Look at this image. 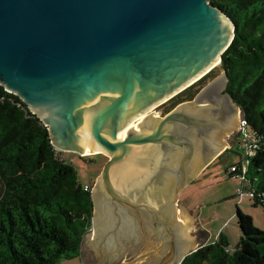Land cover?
I'll use <instances>...</instances> for the list:
<instances>
[{"label": "water", "instance_id": "obj_1", "mask_svg": "<svg viewBox=\"0 0 264 264\" xmlns=\"http://www.w3.org/2000/svg\"><path fill=\"white\" fill-rule=\"evenodd\" d=\"M235 29L212 0H0V84L57 150L108 157L81 244L96 264H181L197 249L178 195L233 145L242 110L226 71L155 109L219 66Z\"/></svg>", "mask_w": 264, "mask_h": 264}, {"label": "trees", "instance_id": "obj_2", "mask_svg": "<svg viewBox=\"0 0 264 264\" xmlns=\"http://www.w3.org/2000/svg\"><path fill=\"white\" fill-rule=\"evenodd\" d=\"M212 3L233 19V42L219 66L158 108L165 115L193 100L208 82L226 71L227 92L240 106L257 146L245 182L255 204L264 207V0ZM66 155L105 156L57 150L42 121L0 84V264H61L62 259L82 255L83 237L92 226L91 189L96 178L82 182L72 158ZM247 234L232 252L221 232L181 264H264V231Z\"/></svg>", "mask_w": 264, "mask_h": 264}, {"label": "rangeland", "instance_id": "obj_3", "mask_svg": "<svg viewBox=\"0 0 264 264\" xmlns=\"http://www.w3.org/2000/svg\"><path fill=\"white\" fill-rule=\"evenodd\" d=\"M159 110L157 108L155 112ZM234 136L236 139L226 153L209 163L180 193V200L191 210L198 212L199 231L206 232L205 244L214 242L223 232L232 252L237 249L241 237L248 235L245 227L255 226L264 231V207L256 205L255 199L250 197L251 187L247 181L231 175L233 164L247 165L250 137L244 132H236ZM69 157L72 158L71 163L77 169L82 182L94 180L107 162L102 155L86 159L77 155ZM199 231L195 229L196 236L201 240L202 234ZM60 263L96 264V261L84 245L82 255L62 259Z\"/></svg>", "mask_w": 264, "mask_h": 264}, {"label": "built area", "instance_id": "obj_4", "mask_svg": "<svg viewBox=\"0 0 264 264\" xmlns=\"http://www.w3.org/2000/svg\"><path fill=\"white\" fill-rule=\"evenodd\" d=\"M244 132L248 137H250V142H248V156H247V165H241V164H237L235 166H231V171L232 174H235L238 179H241L242 181H245V175L248 172V163L249 160L251 158V156L254 154V149L257 147L254 142H252V140H254V137L250 134V129L246 127V121L244 119H242L241 121V127L239 129V134ZM85 189L88 190L90 189V185L89 184H85ZM249 194L250 197L253 196V192L249 190Z\"/></svg>", "mask_w": 264, "mask_h": 264}, {"label": "crops", "instance_id": "obj_5", "mask_svg": "<svg viewBox=\"0 0 264 264\" xmlns=\"http://www.w3.org/2000/svg\"><path fill=\"white\" fill-rule=\"evenodd\" d=\"M180 193H179L178 199H177L178 200L177 201V205H176L177 206V210L179 209L178 202H180L184 206V208L188 211V213L194 217V219H195L194 229L197 228V230L199 231L200 223L198 221V212H197V210H191L183 201L180 200ZM176 216H177V219H181L180 214H179V210L176 212ZM248 227H245L247 233H248V231H250L251 233L255 234V233L261 231V230L257 229L255 226H251V229L247 230ZM199 232L202 234V238H201V240H199L198 237L196 236L197 248L200 247L201 245L205 244V240H206L204 238V236L206 235V232L205 231H201V230Z\"/></svg>", "mask_w": 264, "mask_h": 264}, {"label": "bare ground", "instance_id": "obj_6", "mask_svg": "<svg viewBox=\"0 0 264 264\" xmlns=\"http://www.w3.org/2000/svg\"><path fill=\"white\" fill-rule=\"evenodd\" d=\"M200 77V76H199ZM198 77V78H199ZM149 114V110H147V111H145L144 113H142V114H140L139 116H137V117H135L134 119H132L131 121H130V123H131V128H137V121H141V120H143L147 115ZM96 151H94V152H89V153H84V154H86V155H89V154H94ZM178 211V210H177ZM180 220V219H179Z\"/></svg>", "mask_w": 264, "mask_h": 264}, {"label": "flooded vegetation", "instance_id": "obj_7", "mask_svg": "<svg viewBox=\"0 0 264 264\" xmlns=\"http://www.w3.org/2000/svg\"><path fill=\"white\" fill-rule=\"evenodd\" d=\"M227 87H228V86H227ZM225 91H227V88L225 89ZM235 139H236V136L229 137V141H230V142H233V143H234L233 140H235ZM227 150H228V149H227ZM227 150H225L223 154H225ZM218 158H219V157H218Z\"/></svg>", "mask_w": 264, "mask_h": 264}]
</instances>
